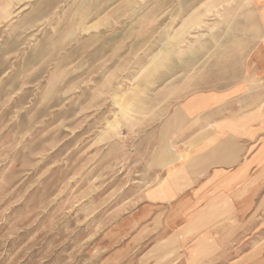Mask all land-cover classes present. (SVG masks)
I'll return each mask as SVG.
<instances>
[{"label": "rangeland", "instance_id": "obj_1", "mask_svg": "<svg viewBox=\"0 0 264 264\" xmlns=\"http://www.w3.org/2000/svg\"><path fill=\"white\" fill-rule=\"evenodd\" d=\"M181 8L180 0L0 3V264H129L125 218L141 199L132 144L160 112L148 91L167 73L161 53L176 59L183 47L196 63L182 88L168 84L173 98L219 84L198 79L215 73L218 51L206 47L218 37L213 23L227 18L197 28L193 16H175ZM119 102L131 103L127 115Z\"/></svg>", "mask_w": 264, "mask_h": 264}, {"label": "crops", "instance_id": "obj_2", "mask_svg": "<svg viewBox=\"0 0 264 264\" xmlns=\"http://www.w3.org/2000/svg\"><path fill=\"white\" fill-rule=\"evenodd\" d=\"M205 1L180 0L175 16L227 18L206 47L215 73L198 79L219 84L173 98L168 84L182 88L196 63L184 48L164 58L148 91L159 115L132 144L141 199L125 218L129 264H264V0H212L208 12Z\"/></svg>", "mask_w": 264, "mask_h": 264}, {"label": "bare ground", "instance_id": "obj_3", "mask_svg": "<svg viewBox=\"0 0 264 264\" xmlns=\"http://www.w3.org/2000/svg\"><path fill=\"white\" fill-rule=\"evenodd\" d=\"M208 4H209V3H208ZM210 4H211V3H210ZM211 5H212V4H211ZM215 5H216V4H215ZM219 5H220V4H219ZM212 6H213V5H212ZM206 7H207V6H206ZM218 7H219V6H218ZM207 8H208V7H207ZM203 9H206V8H203ZM209 9H210V8H209ZM211 9H212V8H211ZM197 10H198V8L195 9V10L192 12V14H193V13H196ZM206 11H207V10H206ZM206 11H205V12H206ZM203 12H204V11H203ZM207 12H208V11H207ZM214 12H216V10H215ZM206 14H207V13H205V15H206ZM10 15H11V14H10ZM196 16H197V14H196ZM198 16H199V15H198ZM198 16H197V18H199ZM202 16L205 17L204 14H202ZM202 16H201V17H202ZM213 16H214V15H213ZM215 16H216V13H215ZM217 17H218V16H217ZM197 18H196V19L194 18L193 20H190V22H188V24L191 25V26H195V27H197V28L200 27L199 24H203V23H200V21H198ZM206 18H207V17H206ZM202 19H203V18H202ZM204 19H205V18H204ZM199 20H200V18H199ZM205 22H206V21H205ZM205 22H204V23H205ZM198 23H199V24H198ZM186 25H187V24H186ZM186 25H185V26H186ZM205 25H206V24H205ZM187 26H188V25H187ZM191 26H190V27H191ZM207 26H208V25H207ZM183 27H184V26H183ZM190 27H189V28H190ZM195 27H194V28H195ZM184 28H185V27H184ZM205 28H206V27H205ZM191 29H192V28H191ZM191 29H189L188 32H190ZM210 29H211V28H210ZM185 30H186V29H185ZM187 30H188V29H187ZM178 33H180V31H179ZM181 34H182V33H181ZM190 34H191V33H190ZM176 35H177V34H176ZM184 35H185V34H183V36H184ZM195 35H196V34H195ZM177 36H179V34H178ZM183 36H182V37H183ZM190 36H191V35H190ZM168 37H170V36H168ZM182 37H181V38H182ZM192 37H193V36H192ZM195 37H197V36H195ZM173 38L176 39L174 36H173ZM169 39H170V38H169ZM180 40H181V39H180ZM180 40H179V41H180ZM182 40H183V39H182ZM182 40H181V41H182ZM186 40H187V39H186ZM175 41H177V39H176ZM181 41H180V42H181ZM184 41H185V39H184ZM165 42H166V41H165ZM177 42H178V41H177ZM178 43H179V42H178ZM182 43H183V42H181V44H182ZM190 43H191V42H190ZM190 43H189V44H190ZM176 45H177V44H176ZM183 45H184V44H183ZM163 47H164V46H163ZM186 47H187V46H186ZM175 48H177V46H176ZM180 48H181V47H179V49H180ZM182 48H183V47H182ZM182 48H181V49H182ZM181 49H180V50H181ZM178 51H179V50H178ZM178 51H177V52H178ZM181 52H182V51H180L179 54H180ZM158 54H159V52H158ZM161 54H163V56L161 57V58H163V59H164L165 57H168V56H169V53H168L167 50H165V51L162 52ZM171 56H173V55H171ZM152 59H153V58H152ZM163 59H162V60H163ZM166 61H167V60L163 61V63L166 62ZM150 62H151V61H150ZM151 63H152V62H151ZM152 65L155 66V64H153V63H152L150 66H152ZM158 65H160L159 68L162 67V66H161L162 63H161V64H158ZM158 65H157V66H158ZM154 68H155V67H154ZM155 69H156V68H155ZM154 73H155V72H154ZM257 89H259V88H257ZM123 103H124V102H123ZM257 104H258V103H257ZM117 107H118V109H119V111H120L121 113L127 115V112H128V110L130 109V107H131V103L129 102V103L123 105V104H121V103L119 102V103H117ZM117 114H118V113H117ZM118 115H120V113H119ZM115 117H116V116H115ZM119 117H122V116H119ZM117 118H118V116H117ZM124 118H125V117H124ZM121 120H122V119H121ZM116 122H117V121H116ZM212 122H213V121H212ZM118 124H119V123H118ZM116 125H117V124H116ZM107 126H108V128H109L110 130H113V131L116 130L115 124H113V122H109V124H108ZM118 128H119V127H118ZM215 154H216V153H215Z\"/></svg>", "mask_w": 264, "mask_h": 264}]
</instances>
